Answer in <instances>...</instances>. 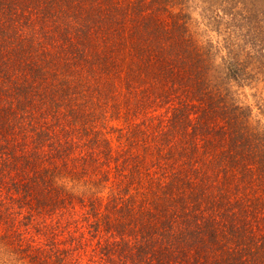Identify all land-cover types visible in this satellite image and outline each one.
<instances>
[{
  "label": "rangeland",
  "instance_id": "obj_1",
  "mask_svg": "<svg viewBox=\"0 0 264 264\" xmlns=\"http://www.w3.org/2000/svg\"><path fill=\"white\" fill-rule=\"evenodd\" d=\"M55 1L64 10L59 9L55 21L47 20L45 29L57 22L68 29L72 42L59 53L63 40L57 32L55 37H42L41 49L49 50V59L63 66L68 79L74 76V69L86 75L82 82L77 80L76 92L64 83L55 92L40 87L41 94L36 89L27 94L28 107L38 114L40 121L35 125L41 132L36 135L28 125L5 152L9 158L13 153L30 155V164L36 163L42 177L45 202L30 209L26 198L11 190L13 182L24 177L22 162L11 158L10 171L8 167L0 170V196L7 218L0 227V242L8 249V253L3 248L0 251V264H125L122 251L128 264H145L144 258L145 263L131 257L127 245L149 230L147 238L156 234L163 247L175 248L171 255L158 252L150 264H163L164 260L189 264L188 253L180 254L185 242L177 239L188 232L189 224L199 223L196 229L202 228L205 220L216 227L214 242L205 249L203 242L199 246L203 254L210 252V260L234 245L233 239L242 236L248 245L249 234L264 235V224L258 228L256 220L250 221L251 206L263 208L264 221V174L248 171L243 176L240 169L235 173L231 169L243 177L238 179L241 189L227 187L229 191L222 197L214 192L215 173L221 169V163L217 165L221 131L228 121L238 115L240 119L249 117L246 124L264 129L262 60L250 55L256 52L249 51L252 43L244 41L264 45V0H68L73 4L70 8L64 0ZM139 13L150 17L154 33L163 42L178 34L182 24V43L187 50L181 60L203 73L204 104L195 98L184 104L182 96H191L187 91L194 86L178 82L179 72H170L167 82L147 73H136V78L127 80L122 63L116 67L107 58L95 57H118L119 38L126 33L123 26L133 28V17L139 18ZM235 38L241 39L239 45ZM224 39L232 40L237 57L255 73L251 79L225 78L220 57L225 54L220 45ZM207 43L214 44L210 52L205 49ZM110 67L117 75L114 80H110ZM178 67L184 75L189 72L178 64L173 68ZM159 74H163L161 70ZM80 105L85 115L77 119L74 111ZM184 106L182 123L177 121L179 128L174 129V113ZM203 109L209 115H201ZM25 172L32 179V166ZM183 174L189 185L178 179ZM230 202L235 203L233 208L246 209L245 218L253 229L229 232L230 224H240L224 214ZM190 253L193 258L198 256L195 249Z\"/></svg>",
  "mask_w": 264,
  "mask_h": 264
},
{
  "label": "trees",
  "instance_id": "obj_2",
  "mask_svg": "<svg viewBox=\"0 0 264 264\" xmlns=\"http://www.w3.org/2000/svg\"><path fill=\"white\" fill-rule=\"evenodd\" d=\"M56 2L55 0H0V157L4 158L3 161L0 160V165L6 167L1 168L0 166V170H5L8 167L7 170L10 171L9 168L11 164H13V161L22 162L21 167L24 169V177L22 181L18 183L13 182L14 185H11V190L16 191L15 194H20L24 199L26 198V203L30 209L32 207H38V204L45 202L43 199L44 189L41 186L42 182L40 180L42 177L39 169L35 165L36 163L33 165L30 164V155L24 153L18 156L13 153L9 158L5 152L6 146H9L11 140L18 137L19 134L23 135L28 125H31L36 130V135L38 132H41L39 131V126L37 127L35 125V122L39 124L40 121L36 118L38 114L35 113V109L31 111L28 107L29 97H27V94L30 90L34 89H36L38 95L41 94L42 90L40 87H45L46 89L51 87L52 91L55 92L56 86L58 85L60 88L64 83H67V87L70 88L71 91L76 92L78 81L82 82L83 77L86 75V73L81 70L78 71V69H74V76L71 80L68 79L67 72L63 66L59 62L53 60L54 58L49 59V50H44L43 47L41 49L42 37L45 36L46 38H50V35L55 37L57 32L59 34L58 36L63 40L58 47L59 53H61L64 46L72 42L68 39L70 38L68 29H64L57 22L53 26H47L50 27L48 30L47 28L45 29L46 21L49 19L54 20L53 17L56 15L58 16L60 13L59 9L64 10V8L61 9L62 6L58 8ZM64 2H66L68 8L73 5L72 2L68 0H64ZM115 9L120 10L117 7ZM99 10L95 11V13L97 14L100 12ZM88 15L90 14L88 13ZM133 20L135 22L134 25H132L133 28L129 29L130 27L123 26L126 33H123L122 38H119L121 39L119 46L121 54H119L118 57L116 56L114 59L103 54L99 56H97V54L95 57H99L101 61L107 58V61H111L116 67L118 64L122 63V66L126 68L127 80L128 78H133L136 73H147L152 77L155 75L158 81L163 79L167 82L170 72L173 74L179 72L182 76L178 79V82H182V84L189 83V85L194 86L193 90L187 91L188 93L191 92V96H182L185 102L184 104L186 105L188 99L193 98L197 99L201 104H204L206 101H203V99L206 94L203 84V73L201 74V71L195 70L191 62H189L188 66L187 63L184 62L186 61L185 59L181 60L184 52L187 50L186 44L182 43V39H184L182 24L179 25L178 34H175V36L163 42V38L159 37V35L156 36L154 33L157 31L156 28H153L151 25L149 16L139 13V18L133 17ZM176 26L178 27V25ZM84 31L86 30L84 29ZM83 40L84 38L81 39V41ZM231 41L230 39H224L220 42L221 49L225 52L224 55L220 56L226 69L224 71L225 78H230L238 82L251 79L255 73H251L248 64L237 57V48L233 49ZM239 41H241V39L235 38V43L237 45H239ZM244 41L252 43V45L250 44L249 51L255 50L256 53L250 55L262 60L260 64L264 70V45L258 46L254 41ZM177 43H179L178 47L176 45ZM213 47V43H207L205 49L210 52L213 50ZM195 49L196 47L194 50ZM189 52L193 54L190 49ZM174 64L182 66L183 69L189 72L184 75L179 67V70L173 68ZM77 66L78 63H76V68ZM49 67L50 70L47 69ZM108 69L110 72V80H114L117 75L111 67ZM160 70L161 73H163L162 75L159 74ZM260 74L261 77L263 76L262 80L264 81V71H260ZM171 82L176 84L174 81ZM235 107L238 108V111L244 110L241 106ZM184 108L185 106L183 108H178L174 113V120L171 125L172 128H179L177 121L182 123L181 115L184 112ZM260 108L264 109V99ZM39 110L41 113L40 108ZM27 111L30 112L27 114ZM74 113L77 119L85 115V111H83L81 105L77 107ZM236 114L237 113L234 115L236 116ZM201 115L207 116L209 115V111L203 109ZM262 115L264 117V112H262ZM248 120L249 117L247 119L246 117L240 119L238 115L237 118L229 120L228 126L221 131L222 138L219 144L222 147L221 150L217 152V165L221 163V169L219 172L215 173L214 178V188H216L214 192H216L217 196L219 194L220 197L225 196L229 191L227 187L241 189L238 179L243 177L233 174L237 169L243 171V176L248 171H253L255 175L264 174V129L253 128L249 124H246ZM232 123H234V127ZM185 136L187 137V135ZM11 158L13 161H11ZM30 166H32L34 172L32 173V179H30V176L25 172V169ZM231 169H233V173L230 172ZM175 176L178 177L177 175ZM178 179L183 180L184 184L187 183V185H189L190 183L189 178L186 179L184 174L179 176ZM257 203L258 202L254 203V205H257ZM4 204L5 201L3 200V196H0V227L7 221L5 216L6 207ZM234 205L235 203L233 202L228 203L226 205L228 209L226 213H224L228 218L240 221V224H236V226L232 225L233 223L230 221L232 224L228 227L229 232L232 234L245 228L253 229L250 223L251 219L256 220V226L258 228H261L262 224H264V221H262L263 208L251 206L250 221H247L244 215L246 209L242 206L233 208ZM237 209H239V211H236ZM196 220H198L197 217H195V221ZM198 224L199 223L194 226L189 224L191 228L188 229V232L183 233V235L177 239V241L185 242L186 247L181 249L180 254L188 253L187 262L189 264H264V235L257 237L254 233L253 235L249 234L251 244L248 245H244L242 236L238 240L233 239L234 245L228 247L227 251L222 253L221 256L210 260V252L203 254L199 246L203 242L205 249L211 242H214L216 239L215 223H208L205 220L202 223V228L196 229ZM241 232L243 233L242 230ZM149 233L150 230L144 231L140 237H138V233L135 236V238L138 237V240L135 241L134 244L128 243L127 247L129 248V253L134 260L139 259L142 261L141 258H144L146 263L150 264V260L157 258L159 255L156 254L160 251H164L163 256L166 254H174L175 248L163 247V241L156 237V234L154 237L150 235L149 238H147L146 236L149 235ZM2 239H5V237ZM146 241V246H149L148 254L144 247ZM170 243L173 244L172 242ZM2 248L8 253V249L4 248L0 242V251H3ZM161 248L163 250H161ZM191 249L196 250L198 254L197 257H192L190 253ZM122 254L126 259L125 264H128L126 253L122 251ZM164 261L163 264H170L168 261Z\"/></svg>",
  "mask_w": 264,
  "mask_h": 264
}]
</instances>
